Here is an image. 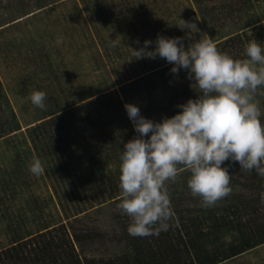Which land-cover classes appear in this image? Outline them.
<instances>
[{
	"label": "rangeland",
	"instance_id": "obj_1",
	"mask_svg": "<svg viewBox=\"0 0 264 264\" xmlns=\"http://www.w3.org/2000/svg\"><path fill=\"white\" fill-rule=\"evenodd\" d=\"M181 19L197 24L200 29L195 34L197 39L200 35L209 38L219 45L218 49L236 58L243 57L248 40L255 38L264 44V0H0V91L3 95L0 121L17 120L19 124L14 131L0 133L1 211L7 208L11 214L14 209H21L30 218L35 201L42 207L37 206L40 219L27 224L31 231L45 223H51L50 227L63 224L69 234L73 231L105 234L85 241L82 249L75 242L81 256H107L122 251V242L113 239L118 215L127 216L117 208L120 195H103L93 190L91 201L81 204L82 210L77 212L79 199L75 194L79 189L71 192L68 187L52 188L45 174L46 156L36 149L34 138L46 142L54 132L46 131L40 139L39 134L31 136L28 127L37 123L45 126L44 122L60 113L58 109L70 113L74 105L101 94L105 96L104 101H112L115 99L112 92H121V86L129 92L135 86L128 85L137 80L142 84L138 82L136 93L129 92L126 99L121 96L122 102H138L140 108L148 106L144 116L154 120L175 114L180 110L177 105L189 98L184 91L196 93L187 73L181 69L171 78L164 77L166 74L155 72L169 64L164 58H133L130 46L140 47L145 39L155 41L157 34L183 37L184 31L175 25ZM236 34L240 40L235 39L233 47L229 38ZM251 34L250 39L246 38ZM225 40L231 45H223ZM113 41L118 42L116 46H112ZM145 81L151 84L144 97ZM263 89L257 95L262 113L264 95L259 92H264ZM34 90L47 94L44 109L32 104L30 94ZM138 96L142 100L136 101ZM261 120L264 122V115ZM93 143L95 147L85 149L81 145L75 152L95 160L100 143ZM61 144L58 141L57 145ZM33 158L42 162L43 171L39 176L29 171ZM224 164L229 165L234 179L230 183L232 191L225 198L255 197L244 185L248 183L249 172L241 170L238 162ZM180 175L167 185L178 181ZM177 189L184 192L183 201L178 202L181 209L200 206V198L194 197L187 186H177ZM225 198L216 204L225 206ZM171 205L175 210L172 200ZM7 224L5 220L0 221L1 248L10 242ZM217 264H264V242Z\"/></svg>",
	"mask_w": 264,
	"mask_h": 264
},
{
	"label": "clouds",
	"instance_id": "obj_2",
	"mask_svg": "<svg viewBox=\"0 0 264 264\" xmlns=\"http://www.w3.org/2000/svg\"><path fill=\"white\" fill-rule=\"evenodd\" d=\"M175 25L184 31L183 37L157 34L155 41L130 46L133 58L160 57L172 66L173 74L185 70L197 93L160 120L144 116L136 103L124 104L137 135L120 140L117 208L130 218L127 231L132 236L159 235L169 229L174 212L166 185L182 171L190 173L187 187L204 208L215 206L232 191L225 161L238 162L241 170H255L264 177V113L257 99L264 88V44L252 38L244 45L243 57L236 58L209 38L197 39L200 29L194 21L181 19ZM46 95L34 90L30 100L44 109ZM29 171L42 173L40 159L33 158Z\"/></svg>",
	"mask_w": 264,
	"mask_h": 264
},
{
	"label": "trees",
	"instance_id": "obj_3",
	"mask_svg": "<svg viewBox=\"0 0 264 264\" xmlns=\"http://www.w3.org/2000/svg\"><path fill=\"white\" fill-rule=\"evenodd\" d=\"M251 37L252 34L246 36L248 39ZM235 39L240 40V35L236 34L229 38L233 47ZM222 43L226 47L231 45L228 40ZM171 67L167 64L155 72L171 78L176 75L170 71ZM138 82L142 84L141 80H137L128 85L135 86L130 93H136V86L140 84ZM150 84V81L144 82L142 96L145 97L144 93L148 91ZM121 87V92H112L115 98L112 101L108 99L104 101L105 96L101 94L102 96L74 105L70 113L58 109L60 113L58 112L48 123L44 122L45 126L37 123L28 127L29 134L31 136L39 134L40 139L44 137L46 131L54 132V136H49L46 142L34 138L36 149L46 156L45 174L51 181L52 188L68 187L71 192L79 189L75 194L79 199L77 212H81L82 209L79 207L81 204L91 201L93 190L94 192L98 190L103 195L105 193L109 196L120 195L119 154L123 148L120 140H129L137 135L127 115L125 103L121 100V96L125 99L128 97L129 89ZM184 93L189 98H195L197 95L185 91ZM139 99L142 100V97L136 101ZM0 100H3L1 91ZM110 102L116 103V107ZM140 110L145 115L144 112L149 110V107ZM18 125L17 120L0 121V133L14 131L19 128ZM67 140L69 144L65 143ZM58 141L65 145L63 147L62 144L57 145ZM93 142L100 143L95 160L85 159L75 152L81 145L85 149L87 146L95 147L96 144ZM179 174H181L179 180L177 179L175 183L179 187L187 186L190 173L182 171ZM230 177V183H233L234 179ZM175 183L166 186L175 207L174 216L169 221V229L161 231L159 235L132 236L127 231L130 218L118 215L113 239L122 242V251L114 255L93 254L87 257L76 251L75 242L82 249L85 241L102 238L105 234L90 231H86L85 234L73 231L69 234L63 224L50 227L51 223L41 224L35 231H31L27 224L40 219V215L36 214L39 212L37 206L42 207L36 205L35 201L30 218V214L24 210L14 209L8 214L7 208L3 211L1 208L0 221L5 220L8 223L7 229L11 237L7 247H0V264H217L264 242V200L261 199V194L264 193V177L258 175L255 170L249 172L248 183L244 184L247 190L254 192L255 197L233 195L225 198V206L216 204L204 208L199 204L196 209H181L179 203L183 201L184 192L178 190ZM81 195L83 198H79ZM64 212L67 213L66 210Z\"/></svg>",
	"mask_w": 264,
	"mask_h": 264
}]
</instances>
